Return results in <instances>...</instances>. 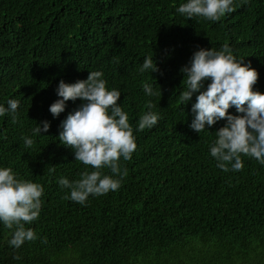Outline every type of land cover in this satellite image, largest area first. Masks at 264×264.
Masks as SVG:
<instances>
[{"label":"trees","instance_id":"trees-1","mask_svg":"<svg viewBox=\"0 0 264 264\" xmlns=\"http://www.w3.org/2000/svg\"><path fill=\"white\" fill-rule=\"evenodd\" d=\"M183 2L0 0V104L20 101L15 123L0 117V165L45 188L39 219L28 225L40 239L14 249L0 224V264H264V166L244 157L239 172L219 169L209 145L226 121L199 134L190 127L198 94L180 100L193 54L225 44L258 70L255 88L264 92V0H235L218 22L178 14ZM149 54L159 71L140 74ZM91 71L121 90L133 126L149 101L163 119L135 133L133 158H121L122 187L81 205L58 179H79L85 166L58 137L83 101L69 100L58 118L49 108L61 80ZM154 79L161 94L148 97L142 85ZM45 120L49 132L25 147L22 138Z\"/></svg>","mask_w":264,"mask_h":264},{"label":"clouds","instance_id":"clouds-1","mask_svg":"<svg viewBox=\"0 0 264 264\" xmlns=\"http://www.w3.org/2000/svg\"><path fill=\"white\" fill-rule=\"evenodd\" d=\"M235 0H185L176 12L187 19L203 18L218 22L234 11ZM155 56L145 57L140 74L158 72ZM184 75L180 100L192 104L194 118L190 127L201 134L219 121L226 123L214 132L215 139L209 145L210 155L216 166L224 172H239L244 168V157L256 160L264 166V92L255 88L259 72L234 49L225 44L219 50L201 48L181 69ZM155 80V79H154ZM145 81L143 91L148 97L161 94L160 87ZM58 99L49 111L58 118L66 110L69 100L80 99L83 103L62 121L59 142L74 152L75 161L85 166L79 179L60 177L62 190L68 189L66 199L86 205L90 196L107 195L118 191L128 175L121 167L130 161L137 150L135 133L157 126L163 115L155 111L149 101L136 125L130 123L129 114L121 103L122 92L110 87L102 71H91L87 79L73 83L61 80L56 88ZM20 101L9 99L7 106L0 104V117L18 118ZM235 108L232 114L229 109ZM50 121L38 122L31 136L23 137L24 146L32 148L34 137L49 132ZM91 167V171L87 170ZM109 169L110 173L103 170ZM45 188L42 184L19 177L12 167L0 165V224L10 230V247L20 249L26 242L40 239L32 227L39 219ZM18 259V257H17Z\"/></svg>","mask_w":264,"mask_h":264}]
</instances>
